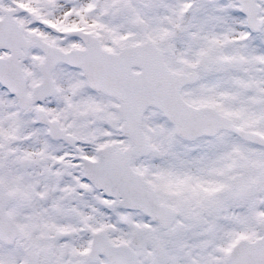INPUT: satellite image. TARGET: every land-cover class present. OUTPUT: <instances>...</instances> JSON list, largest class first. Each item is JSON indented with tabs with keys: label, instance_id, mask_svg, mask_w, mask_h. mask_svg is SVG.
Wrapping results in <instances>:
<instances>
[{
	"label": "snow or ice",
	"instance_id": "snow-or-ice-1",
	"mask_svg": "<svg viewBox=\"0 0 264 264\" xmlns=\"http://www.w3.org/2000/svg\"><path fill=\"white\" fill-rule=\"evenodd\" d=\"M0 264H264V0H0Z\"/></svg>",
	"mask_w": 264,
	"mask_h": 264
}]
</instances>
